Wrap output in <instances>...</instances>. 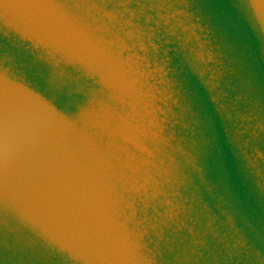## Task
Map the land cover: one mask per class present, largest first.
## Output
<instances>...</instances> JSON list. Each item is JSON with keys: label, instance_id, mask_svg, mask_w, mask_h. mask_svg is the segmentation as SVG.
Wrapping results in <instances>:
<instances>
[{"label": "water", "instance_id": "1", "mask_svg": "<svg viewBox=\"0 0 264 264\" xmlns=\"http://www.w3.org/2000/svg\"><path fill=\"white\" fill-rule=\"evenodd\" d=\"M0 264H264V0H0Z\"/></svg>", "mask_w": 264, "mask_h": 264}]
</instances>
